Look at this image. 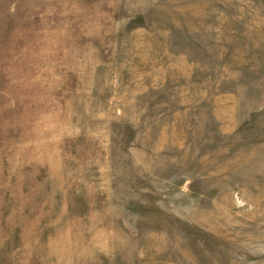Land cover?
Instances as JSON below:
<instances>
[{"label": "rangeland", "instance_id": "374dc122", "mask_svg": "<svg viewBox=\"0 0 264 264\" xmlns=\"http://www.w3.org/2000/svg\"><path fill=\"white\" fill-rule=\"evenodd\" d=\"M0 264H264V0H0Z\"/></svg>", "mask_w": 264, "mask_h": 264}]
</instances>
